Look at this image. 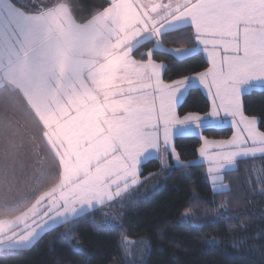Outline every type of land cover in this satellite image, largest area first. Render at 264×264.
<instances>
[{
	"label": "snow or ice",
	"instance_id": "snow-or-ice-1",
	"mask_svg": "<svg viewBox=\"0 0 264 264\" xmlns=\"http://www.w3.org/2000/svg\"><path fill=\"white\" fill-rule=\"evenodd\" d=\"M79 10L75 0L31 9L0 0V251L30 249L61 225L69 227L60 238L70 242L75 222L96 211L119 225L105 208L130 197L150 157L162 169L190 167L174 145L178 132L199 135L206 123L228 119L236 129L227 140L202 137L214 194L231 190L223 174L238 159L264 157V131L242 101L246 89L264 91V0H104L88 16ZM184 29L191 47L165 49L164 37ZM156 51L177 62L203 53L207 66L165 79ZM194 88L210 99L209 110L181 117V97ZM19 111L42 125L51 154L23 187L10 167L11 117ZM257 179L264 195V176ZM121 240L126 252L131 241L123 232Z\"/></svg>",
	"mask_w": 264,
	"mask_h": 264
},
{
	"label": "trees",
	"instance_id": "trees-1",
	"mask_svg": "<svg viewBox=\"0 0 264 264\" xmlns=\"http://www.w3.org/2000/svg\"><path fill=\"white\" fill-rule=\"evenodd\" d=\"M48 0H18L25 8L37 7ZM78 15L104 0H75ZM190 29L170 32L164 37L169 49L191 47L184 37ZM153 47L151 43L141 52ZM154 59L168 67L163 78H179L203 70L205 55L197 53L177 62L166 51H156ZM245 115L259 120L264 131V91L252 90L243 95ZM210 100L199 88L191 89L178 108L183 117L188 113L204 115ZM11 141L16 145L14 166L16 178L23 187L31 184L43 168L51 163L42 125L38 128L26 111L11 117ZM203 136L227 140L231 127H207ZM181 159L191 161L188 169L179 166L162 169L158 159L150 158L142 169L140 183L123 202L106 206L116 215L117 225L96 211L75 222V237L70 242L60 238L68 225L46 232L30 249L0 251V264H264V195L259 191L258 177L264 176V157L241 159L236 168L224 173L230 191L214 194L206 180L207 167L196 163L202 138L183 135L175 139ZM4 139L0 127V170L3 168ZM149 173H156L148 179ZM225 207H221V205ZM186 210H190L189 215ZM122 218V219H121ZM121 232L131 240L146 241V254L130 258L122 251ZM81 248L83 251H77Z\"/></svg>",
	"mask_w": 264,
	"mask_h": 264
},
{
	"label": "crops",
	"instance_id": "crops-1",
	"mask_svg": "<svg viewBox=\"0 0 264 264\" xmlns=\"http://www.w3.org/2000/svg\"><path fill=\"white\" fill-rule=\"evenodd\" d=\"M165 48V47H164ZM165 49H167V48H165ZM173 55V54H172ZM163 76H164V74H163ZM255 89H257V88H253V89H251V90H248V89H246L245 90V94L246 93H248V92H251L252 90H255ZM202 91H203V89H201ZM204 92V91H203ZM205 94V93H204ZM206 95V94H205ZM207 96V95H206ZM184 98L185 97H181V103H182V101L184 100ZM208 98V97H207ZM243 98V97H242ZM209 99V98H208ZM210 100V99H209ZM243 101V100H242ZM211 103V102H210ZM179 108V107H178ZM177 112H178V110H177ZM179 115V114H178ZM207 127H215V128H225V127H231L232 129H233V132L234 131H236V129H234L233 128V126H232V124H231V121H230V119H228V120H225V121H223V122H221V123H212V124H205V127L203 128V129H201L200 130V134L198 135L195 131H190V132H183V133H180V132H178L177 133V135H176V137L174 138V143H175V139L177 138V137H179V136H183V135H197V136H200L201 138L202 137H204L203 136V130L205 129V128H207ZM257 127L259 128V120L257 119ZM209 141H219V140H214V139H208ZM203 139H202V144H203ZM260 155L258 154L256 157H259ZM150 158H153V157H150ZM149 158V159H150ZM148 159V160H149ZM241 159H245V158H240V159H238V161L239 160H241ZM237 161V162H238ZM169 162L170 163H173V161H172V159H171V157H169ZM196 163H200V164H204V165H206V167L208 168V163L203 159V158H201L200 157V154H199V157H198V159H197V161H195ZM236 168V166H234L233 168H228V169H226L225 170V172H227V171H230V170H233V169H235ZM224 172V173H225ZM224 175V174H223ZM224 182V181H223ZM225 183V182H224Z\"/></svg>",
	"mask_w": 264,
	"mask_h": 264
},
{
	"label": "rangeland",
	"instance_id": "rangeland-1",
	"mask_svg": "<svg viewBox=\"0 0 264 264\" xmlns=\"http://www.w3.org/2000/svg\"><path fill=\"white\" fill-rule=\"evenodd\" d=\"M130 241H131V243H129L126 246V252H130L132 254L131 256H129L132 259L135 258V256H138V254L142 253V251H141L142 249L143 250H146L147 249V243H142V240L141 241H135V240H131L130 239Z\"/></svg>",
	"mask_w": 264,
	"mask_h": 264
}]
</instances>
